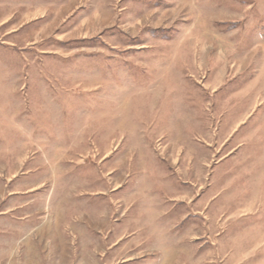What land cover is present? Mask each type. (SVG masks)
Wrapping results in <instances>:
<instances>
[{
	"label": "rangeland",
	"instance_id": "1",
	"mask_svg": "<svg viewBox=\"0 0 264 264\" xmlns=\"http://www.w3.org/2000/svg\"><path fill=\"white\" fill-rule=\"evenodd\" d=\"M0 264H264V0H0Z\"/></svg>",
	"mask_w": 264,
	"mask_h": 264
}]
</instances>
